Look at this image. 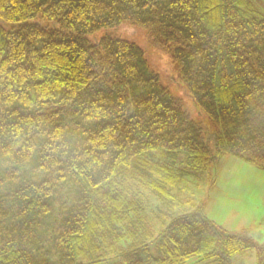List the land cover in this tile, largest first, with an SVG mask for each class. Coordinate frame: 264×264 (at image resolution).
<instances>
[{"label": "trees", "instance_id": "1", "mask_svg": "<svg viewBox=\"0 0 264 264\" xmlns=\"http://www.w3.org/2000/svg\"><path fill=\"white\" fill-rule=\"evenodd\" d=\"M123 24L167 54L208 135L139 46L89 38ZM227 156L264 169V14L250 0H0V264H264V242L208 217L209 196L177 203L184 176Z\"/></svg>", "mask_w": 264, "mask_h": 264}, {"label": "rangeland", "instance_id": "2", "mask_svg": "<svg viewBox=\"0 0 264 264\" xmlns=\"http://www.w3.org/2000/svg\"><path fill=\"white\" fill-rule=\"evenodd\" d=\"M258 13L264 14V0H250ZM42 26H55L53 23L42 22ZM103 35L118 36L139 46L149 64L160 74L162 83L167 86L191 118L198 122L206 135L211 131L205 113L197 107L185 86L179 80L176 68L166 53L149 44L144 31L134 25L123 24L117 27L102 29L90 36L94 41ZM184 176L176 189L177 203L185 208L203 201L207 196L210 204L207 215L218 225L230 232L249 237L258 243L264 242V169L240 159L227 156L220 165L209 172ZM179 198V200H178ZM161 202L153 195L145 205V215L154 226L156 232L161 228L158 221L157 208ZM186 264H213L198 257H192ZM233 264H255L254 252L237 255Z\"/></svg>", "mask_w": 264, "mask_h": 264}]
</instances>
